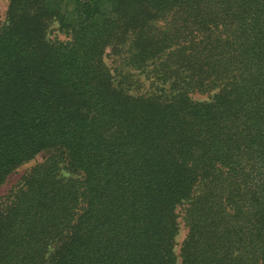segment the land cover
<instances>
[{
	"label": "trees",
	"instance_id": "obj_1",
	"mask_svg": "<svg viewBox=\"0 0 264 264\" xmlns=\"http://www.w3.org/2000/svg\"><path fill=\"white\" fill-rule=\"evenodd\" d=\"M43 152L0 264H264V0H8L0 185Z\"/></svg>",
	"mask_w": 264,
	"mask_h": 264
},
{
	"label": "rangeland",
	"instance_id": "obj_2",
	"mask_svg": "<svg viewBox=\"0 0 264 264\" xmlns=\"http://www.w3.org/2000/svg\"><path fill=\"white\" fill-rule=\"evenodd\" d=\"M7 8H8V0H0V29L6 21ZM49 37L55 40L58 39L60 41L68 40V37L58 29L57 22L51 23L49 27ZM108 62L110 63V59H108ZM146 85H148V81L146 82ZM213 93L214 92L203 94V93L195 92L193 93L192 97L198 101L210 100L212 99ZM47 156H48V153L43 152L39 154L35 159L24 163L23 165L19 166L16 170H14L8 176L7 180L2 185H0V200L3 197H5L7 194H9V192L17 185V183L20 182V180L22 179V176L25 173H27L28 170H30L33 165H35L37 162L42 161ZM62 173L66 176L69 175V172L66 170H63ZM179 212L182 213V209H180ZM186 232L187 230L185 228L184 221L180 218V232L177 235V240H176L178 251H179L182 241L184 240L186 236Z\"/></svg>",
	"mask_w": 264,
	"mask_h": 264
}]
</instances>
